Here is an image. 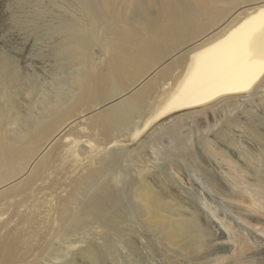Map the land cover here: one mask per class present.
I'll return each mask as SVG.
<instances>
[{
    "label": "bare ground",
    "instance_id": "1",
    "mask_svg": "<svg viewBox=\"0 0 264 264\" xmlns=\"http://www.w3.org/2000/svg\"><path fill=\"white\" fill-rule=\"evenodd\" d=\"M47 3L8 4L34 43L26 66L0 40V264H219L228 246L165 182L181 191L168 173L184 163L264 226L211 167L242 184L260 160L242 136L264 143V0ZM235 260L264 264V250Z\"/></svg>",
    "mask_w": 264,
    "mask_h": 264
},
{
    "label": "rangeland",
    "instance_id": "2",
    "mask_svg": "<svg viewBox=\"0 0 264 264\" xmlns=\"http://www.w3.org/2000/svg\"><path fill=\"white\" fill-rule=\"evenodd\" d=\"M17 1L20 0H0V40L8 41L12 39L16 41L14 45L12 43H8L6 45L7 49L8 48L9 50H13L16 48L19 49L22 57L20 61H23V66H26V64L30 61L29 56L35 53L34 43L32 45V42L31 41L28 42L26 40V37L22 39V35H21L22 33L14 28H11V26L8 24V14H9L8 4L9 3L13 4L14 2ZM41 2H43V4L45 5H49L47 3V0H41ZM25 11H27V9H25L24 12ZM20 13L21 12L19 11L17 12V14ZM36 62H39V60L36 59ZM53 64L54 63H52L49 66L48 71L45 72L54 71L55 67L53 66ZM36 66L39 67L38 64ZM201 124L202 125L200 127V130L201 131L203 130L205 133L199 136V141H201V143L205 148L214 149V143H213L214 141H212L213 137L210 133H207L206 122H203ZM234 132L242 133L241 130H239L238 128H236ZM242 140H244L246 145L248 144L247 146H249L252 149L253 153L254 152L257 153L258 157H260V160L258 159V161H256V163L253 166L254 167L256 166L259 173L264 174V143H261L260 141L254 143L251 140L247 141L248 139L246 140L244 136H242ZM224 147L227 150V152H229V154L235 153L237 155V153L233 152V149H231L230 147L225 145ZM215 149L217 148L215 147ZM201 152L204 153V150L201 149ZM214 158H211L212 161L211 167L215 170V172L217 173L220 172L221 174L224 175L226 174V172L229 174L231 173L232 178L229 180L232 184H235V187L233 188L234 192L241 195V198L246 199L247 203L250 206L252 205V207L255 209L252 212L253 215L259 214L260 217L263 218L264 192L259 191L260 189L256 185L254 186L256 180L254 176L251 175V171H253V166H250L247 169L249 171L248 173L246 172L244 173L245 175L243 174L241 178L242 184H240L235 179L236 171H232L231 169L232 167L230 165H226L222 163L221 158H218L217 156H215ZM232 158L235 157L233 156ZM217 161H220L221 163L218 164ZM170 166H171V172L168 174L170 175V177H172V173L174 174L173 177H175V179L179 181V183L182 186V189L181 191L178 190L176 188V184L170 183V181L165 182L166 186H169V188L173 191V193L177 194L178 196H181L183 201L187 203L189 206L190 204L195 205L198 208V211L203 212L204 216L203 218L201 217L202 220L204 221L205 219L206 223L208 224L210 223L209 224L210 228H212V231L215 234V236L217 238H220L221 242H223L222 247L228 246L226 250L221 253L223 256L219 258V260H217L216 262H218L219 264H239V262L235 260L237 255L239 256L250 255L252 251L257 248L264 250V226H262L261 222H256L253 219L248 218L244 214H240V213L238 214V212L229 208L224 198L219 197L213 192H210L208 189H206L204 184L202 185L201 180L197 181L195 179V176L192 175L194 173L186 172V168L191 169L192 167L186 166L184 163H179V166L183 169V173H184V175L183 174L181 175V173H179L176 170V167H174L173 165ZM186 191H188V194ZM202 203L204 205V209ZM247 209H250V207H248ZM169 257L173 258V260L175 259L174 264H197L191 257L184 259L183 257L181 258L175 257L172 254H170ZM149 258L153 259V256L152 257L150 256ZM159 259L155 260V262L157 264H164V262L159 261ZM131 264H138V263L135 262Z\"/></svg>",
    "mask_w": 264,
    "mask_h": 264
}]
</instances>
